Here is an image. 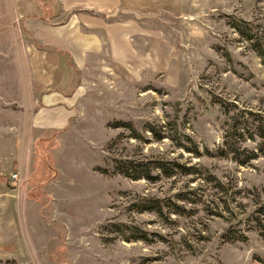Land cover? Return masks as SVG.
Segmentation results:
<instances>
[{"label": "rangeland", "instance_id": "rangeland-1", "mask_svg": "<svg viewBox=\"0 0 264 264\" xmlns=\"http://www.w3.org/2000/svg\"><path fill=\"white\" fill-rule=\"evenodd\" d=\"M33 1L0 0V264H264V0H167L47 127Z\"/></svg>", "mask_w": 264, "mask_h": 264}, {"label": "crops", "instance_id": "crops-1", "mask_svg": "<svg viewBox=\"0 0 264 264\" xmlns=\"http://www.w3.org/2000/svg\"><path fill=\"white\" fill-rule=\"evenodd\" d=\"M45 1V0H44ZM48 3L44 15H53L48 21L39 15L40 33L43 35L41 45L54 46V53L46 52L44 65L56 68L55 74L61 77L60 87L65 95L48 93L44 87L39 91L42 113L58 112L56 119H48L37 123V127H47L49 120L55 124L65 126L63 121L73 117V93L78 97V82L76 67L87 68L95 56L101 54L106 46L110 59L124 63L134 51L133 45L137 38L148 35L145 22L151 21L152 15H157L159 6H165L167 0H46ZM52 3V4H51ZM18 7L21 18H31L35 13L42 12V8L33 0H20ZM39 13V14H40ZM43 14V12H42ZM39 43V45H40ZM52 48V47H51ZM51 55V56H49ZM58 63V64H57ZM73 65V68L71 66ZM59 66V68L57 67ZM53 72L46 73L52 76ZM74 84V86H73ZM73 86V87H72ZM74 91V92H73ZM41 113V114H42Z\"/></svg>", "mask_w": 264, "mask_h": 264}, {"label": "trees", "instance_id": "trees-1", "mask_svg": "<svg viewBox=\"0 0 264 264\" xmlns=\"http://www.w3.org/2000/svg\"><path fill=\"white\" fill-rule=\"evenodd\" d=\"M248 115H250V116H252V117H260V115H256V114H254V113H252V112H249L248 113ZM261 132H260V134H259V136L261 137V138H263L264 139V130L263 129H261L260 130ZM253 134H251V138L250 139H253ZM230 145V143H228V141H227V146H229ZM120 164H121V162H119V161H116L115 162V167H116V171L118 172V173H120V174H123V175H127L128 177H130L121 167H120ZM160 166H157V167H159V168H162V169H165V166H164V164H159ZM137 168H139V171H141V174L142 175H144V176H148L149 175V170H148V167L147 166H144V165H138V167ZM136 169V168H135ZM137 179H139V178H137ZM147 179L148 180H150L151 178L150 177H147ZM230 231V230H229Z\"/></svg>", "mask_w": 264, "mask_h": 264}, {"label": "built area", "instance_id": "built-area-1", "mask_svg": "<svg viewBox=\"0 0 264 264\" xmlns=\"http://www.w3.org/2000/svg\"><path fill=\"white\" fill-rule=\"evenodd\" d=\"M12 179H13L14 182H17V183L20 184V182H21V174L20 173H14L12 175Z\"/></svg>", "mask_w": 264, "mask_h": 264}]
</instances>
